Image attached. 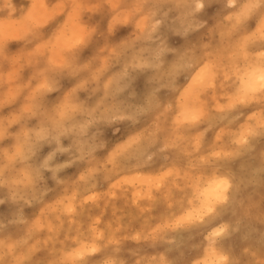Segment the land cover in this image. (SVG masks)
Masks as SVG:
<instances>
[{
	"label": "clouds",
	"instance_id": "1",
	"mask_svg": "<svg viewBox=\"0 0 264 264\" xmlns=\"http://www.w3.org/2000/svg\"><path fill=\"white\" fill-rule=\"evenodd\" d=\"M262 72L264 0H0V264H264Z\"/></svg>",
	"mask_w": 264,
	"mask_h": 264
},
{
	"label": "snow or ice",
	"instance_id": "2",
	"mask_svg": "<svg viewBox=\"0 0 264 264\" xmlns=\"http://www.w3.org/2000/svg\"><path fill=\"white\" fill-rule=\"evenodd\" d=\"M201 81L205 79V75L202 74L200 77ZM257 83H264V72L260 73L258 76L253 73L249 76L248 87L254 88ZM195 118V117H193ZM248 134H242L237 143L244 144L246 143V136ZM163 180V177L158 178L159 182ZM149 184L152 183L151 180L148 181ZM228 184L227 181L222 179H212L208 183V187L204 190V202L201 209L194 212L187 213L184 217H181L178 223H193L199 219H202L203 215L212 212L213 204L215 202L222 201L224 199V193L227 191ZM70 211V209H69ZM224 232L223 228L217 229L216 231L210 234V241H214L217 237L221 236ZM212 259L214 264H223L224 257L219 256L213 250Z\"/></svg>",
	"mask_w": 264,
	"mask_h": 264
},
{
	"label": "rangeland",
	"instance_id": "3",
	"mask_svg": "<svg viewBox=\"0 0 264 264\" xmlns=\"http://www.w3.org/2000/svg\"><path fill=\"white\" fill-rule=\"evenodd\" d=\"M13 47H14V45H13Z\"/></svg>",
	"mask_w": 264,
	"mask_h": 264
}]
</instances>
